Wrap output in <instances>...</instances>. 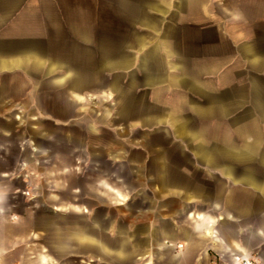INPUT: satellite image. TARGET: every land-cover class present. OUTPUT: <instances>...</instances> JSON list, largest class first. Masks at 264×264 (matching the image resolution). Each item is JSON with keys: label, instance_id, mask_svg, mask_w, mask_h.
I'll use <instances>...</instances> for the list:
<instances>
[{"label": "crops", "instance_id": "obj_1", "mask_svg": "<svg viewBox=\"0 0 264 264\" xmlns=\"http://www.w3.org/2000/svg\"><path fill=\"white\" fill-rule=\"evenodd\" d=\"M245 256L264 264V0H0V264Z\"/></svg>", "mask_w": 264, "mask_h": 264}, {"label": "rangeland", "instance_id": "obj_2", "mask_svg": "<svg viewBox=\"0 0 264 264\" xmlns=\"http://www.w3.org/2000/svg\"><path fill=\"white\" fill-rule=\"evenodd\" d=\"M56 131L61 133V129L60 130L58 129ZM80 137L83 138V135H80ZM118 138L122 139V138H125V136H123V137L122 136H118ZM88 139L89 138L87 137L86 142L89 141ZM59 148H60V150H63V151L70 150L71 152H73L72 154H68L69 156H65L64 157V158H66V159H68V160H70L72 162H74L75 159L84 158V156H85V154L82 151H77V150L74 151V147L73 146L67 147L65 144H61L59 146ZM78 175H79V173L76 174V176L75 175H71V178H70L71 183L79 182V176ZM28 193H29V191H28Z\"/></svg>", "mask_w": 264, "mask_h": 264}, {"label": "built area", "instance_id": "obj_3", "mask_svg": "<svg viewBox=\"0 0 264 264\" xmlns=\"http://www.w3.org/2000/svg\"><path fill=\"white\" fill-rule=\"evenodd\" d=\"M237 264H259L253 256H245L239 259Z\"/></svg>", "mask_w": 264, "mask_h": 264}]
</instances>
